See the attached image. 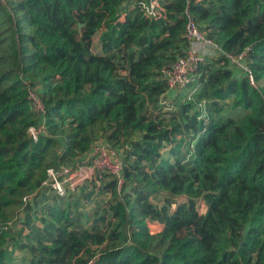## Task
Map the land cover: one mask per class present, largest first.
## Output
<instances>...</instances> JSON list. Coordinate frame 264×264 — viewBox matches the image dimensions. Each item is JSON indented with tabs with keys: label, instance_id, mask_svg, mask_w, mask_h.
Returning a JSON list of instances; mask_svg holds the SVG:
<instances>
[{
	"label": "trees",
	"instance_id": "obj_1",
	"mask_svg": "<svg viewBox=\"0 0 264 264\" xmlns=\"http://www.w3.org/2000/svg\"><path fill=\"white\" fill-rule=\"evenodd\" d=\"M156 1L161 16L150 18L143 0H0V264H264V0ZM187 5L223 52L249 48L256 87L225 56L207 59L196 100L180 105L183 122L169 128L159 71L188 46ZM28 86L45 109L35 142ZM106 127L108 141L129 142L117 152L123 182L118 192L110 174L99 176L92 186L110 200L82 228L41 183L47 167L75 162ZM181 134L195 140L185 151V136L172 146ZM160 193L168 198L157 206L150 198ZM39 197L44 228L30 232ZM18 212V233L29 237L12 238L11 250L29 253L15 260L3 246ZM149 216L161 231H150Z\"/></svg>",
	"mask_w": 264,
	"mask_h": 264
},
{
	"label": "built area",
	"instance_id": "obj_2",
	"mask_svg": "<svg viewBox=\"0 0 264 264\" xmlns=\"http://www.w3.org/2000/svg\"><path fill=\"white\" fill-rule=\"evenodd\" d=\"M141 7L147 17L157 18L161 16V7L156 0H143ZM184 13L186 16L184 36L188 46L183 55L176 56L159 71L161 79L166 83V91L159 99L161 109L169 105L170 99H174L178 92L186 91L195 83L198 77V69L208 59V55L225 56L229 66L235 70L237 76L244 74L250 85L256 87L253 72L246 61L249 48H245L236 54L223 52L220 46L208 38L198 27L188 5ZM186 98L190 99V96ZM27 99L36 119V122L27 129V133L29 138L35 142L46 132L45 109L43 101L34 87L28 86ZM205 103L203 100L199 103V107L204 109ZM103 174H110L116 180V189L119 192L123 182L120 157L119 155L114 157L107 144L100 139L94 141L90 148L72 164L47 167L46 179L41 183V189L47 188L55 195L65 197L68 193L80 192L87 183L99 184L98 178Z\"/></svg>",
	"mask_w": 264,
	"mask_h": 264
},
{
	"label": "rangeland",
	"instance_id": "obj_3",
	"mask_svg": "<svg viewBox=\"0 0 264 264\" xmlns=\"http://www.w3.org/2000/svg\"><path fill=\"white\" fill-rule=\"evenodd\" d=\"M93 52H100V48H99V42L97 39H95V41L93 42ZM198 79V78H197ZM200 88L201 85L199 84V82L196 80L195 83L189 87L186 91L183 92H178V94H176L174 96V99H170L169 105L165 106L162 109V112H168L165 115V123L164 125L171 128L174 124H179L181 122H183V118H182V113H181V109H180V105L181 104H185L187 102H193V100H196L197 95L200 92ZM190 96V99H187L186 97ZM203 100H201L200 102H202ZM197 108H201L199 107V103L196 106L195 110H198ZM148 112L151 113V111L149 110ZM223 114L225 116H230L233 117L235 119L239 118L242 116L243 112L240 110H232L230 108H226L223 112ZM108 134L107 131V127L106 129L100 131L99 134L96 135L94 141L96 140H102L104 141L108 148L110 149L111 153L113 154V156H117L118 157V151L122 150L123 148H125L126 146H128L129 142L127 141H121L120 143H116L114 141H108L106 139V136ZM182 136H185V134H181V135H177L174 138V141L172 142V146H175V143H177L178 141H180V139L182 138ZM137 138V135H132L129 139L131 140H135ZM195 144V140L190 141V139L188 137L185 138L184 141V145L185 146L183 148V150H187L190 147H192ZM182 146V147H183ZM168 148H165L162 151V154L164 157L168 156ZM183 151V152H184ZM104 179V178H103ZM99 183H102V180H99ZM82 188L80 190V192H76V193H68V195H66L65 197H63V202H66L69 205V209L72 215H76L81 221H80V227H91L92 225L96 224L97 218H99V215H101L104 211V206L105 204L110 200V195L109 193H105V192H101L100 189L97 190L95 189L92 184L87 183V191L81 193ZM92 192V193H91ZM51 194V193H50ZM167 195L165 193H160L156 196H152L150 198V201L153 202L155 205L157 206H161L165 203ZM184 198H176L175 201L176 203L182 202ZM46 201H44L42 199V197L38 198V203L36 205V218L34 219V221L32 222L34 224V228L29 229L30 232L31 230L34 231V229H43L44 228V224L41 222V212H42V208L46 205L45 204ZM197 207L198 210L201 214H203L206 210V204L205 202H203L202 200H198L197 201ZM175 208V204H172L170 207V210L173 211ZM22 216H24V214H20V212L17 213L16 215V219H14L12 221V223L10 224L11 226V234L8 236V247H6V245H4V249L7 250V255L9 258H11V256L15 259V260H19L21 257H26L28 256L29 253V248H24V249H13L11 250V244L13 243L12 238L16 237V239L19 241V243L21 244H25L27 243L28 237L27 234L28 233V229L24 230L21 235H19L18 232H20L21 227V218ZM156 218L155 216H150L147 218V224L148 227L150 229L151 232L155 233L158 231L162 230V223L160 222V220L158 218ZM191 229V227L189 228ZM188 230H185V232H187ZM10 252V254H9Z\"/></svg>",
	"mask_w": 264,
	"mask_h": 264
},
{
	"label": "crops",
	"instance_id": "obj_4",
	"mask_svg": "<svg viewBox=\"0 0 264 264\" xmlns=\"http://www.w3.org/2000/svg\"><path fill=\"white\" fill-rule=\"evenodd\" d=\"M207 51H208V50H207ZM213 57H217V56H215V54H213V55H208V59H211V58H213ZM118 155H119V154H118ZM114 157H116V156H114ZM84 189L86 190V189H87V186L84 187ZM85 190H84V191H85ZM84 191H83V192H84ZM86 191H87V190H86ZM86 191H85V192H86ZM81 193H82V191H81ZM149 217H150V216H149ZM154 219H156V218H154ZM161 227H162V226H161Z\"/></svg>",
	"mask_w": 264,
	"mask_h": 264
}]
</instances>
